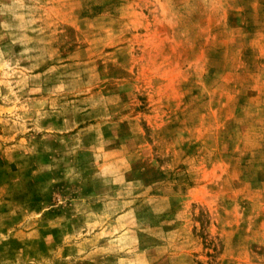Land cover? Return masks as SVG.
I'll list each match as a JSON object with an SVG mask.
<instances>
[{
  "label": "rangeland",
  "instance_id": "1",
  "mask_svg": "<svg viewBox=\"0 0 264 264\" xmlns=\"http://www.w3.org/2000/svg\"><path fill=\"white\" fill-rule=\"evenodd\" d=\"M0 264H264V0H0Z\"/></svg>",
  "mask_w": 264,
  "mask_h": 264
}]
</instances>
